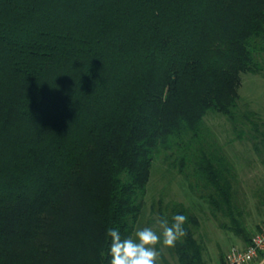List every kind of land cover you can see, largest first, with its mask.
<instances>
[{
	"label": "trees",
	"instance_id": "16d2710c",
	"mask_svg": "<svg viewBox=\"0 0 264 264\" xmlns=\"http://www.w3.org/2000/svg\"><path fill=\"white\" fill-rule=\"evenodd\" d=\"M247 73L264 75V0H0V264H108L107 229L142 224L159 161L249 246L261 226L206 121L261 151ZM152 212L185 215L169 249L208 264L197 213L162 199Z\"/></svg>",
	"mask_w": 264,
	"mask_h": 264
},
{
	"label": "rangeland",
	"instance_id": "374dc122",
	"mask_svg": "<svg viewBox=\"0 0 264 264\" xmlns=\"http://www.w3.org/2000/svg\"><path fill=\"white\" fill-rule=\"evenodd\" d=\"M238 93L241 96V104H246L248 108L258 112L264 123V75L243 74ZM242 110L245 108L243 107ZM206 121L215 131L220 143L225 145L229 156L237 166L240 179L239 199L246 203L249 227L255 229L256 225L264 220V203L262 202L264 199V147L261 145V151L257 152L248 140H236L231 124L223 116L210 115ZM262 130L264 131V128ZM167 169V166L161 165L160 161L156 163L148 185L145 215L142 224L138 227L154 226V222H152L156 219V214L152 212L154 202H158L160 199L164 201L165 205L182 202L200 217L201 226L197 231V238L205 245L204 257L208 264H216L219 256L225 254L224 259L231 247L244 248L243 243L232 233L219 227L208 204L190 191L188 183L182 175L178 174L176 170L168 171ZM263 227L264 224L261 229ZM159 248L160 263L165 259L171 264H179L177 256L169 248L162 246ZM248 264H264V256L259 254Z\"/></svg>",
	"mask_w": 264,
	"mask_h": 264
},
{
	"label": "clouds",
	"instance_id": "9594fccd",
	"mask_svg": "<svg viewBox=\"0 0 264 264\" xmlns=\"http://www.w3.org/2000/svg\"><path fill=\"white\" fill-rule=\"evenodd\" d=\"M187 219L183 214L174 215L171 222L167 217H157L153 227H138L123 238L118 228L107 229L106 235L110 238L108 264H159L158 245L172 248L182 241L187 236Z\"/></svg>",
	"mask_w": 264,
	"mask_h": 264
},
{
	"label": "built area",
	"instance_id": "2783aa9c",
	"mask_svg": "<svg viewBox=\"0 0 264 264\" xmlns=\"http://www.w3.org/2000/svg\"><path fill=\"white\" fill-rule=\"evenodd\" d=\"M263 250L264 227L253 236L251 243L246 248L231 247L220 264H248L257 258Z\"/></svg>",
	"mask_w": 264,
	"mask_h": 264
},
{
	"label": "crops",
	"instance_id": "0c3cea01",
	"mask_svg": "<svg viewBox=\"0 0 264 264\" xmlns=\"http://www.w3.org/2000/svg\"><path fill=\"white\" fill-rule=\"evenodd\" d=\"M263 224H264V220L263 221H261V223H259L258 225H260L261 227L263 226ZM229 249V248H228ZM225 255V254H224ZM223 255V256H224ZM223 256H219V258L217 259V261H216V264H219V262L223 259Z\"/></svg>",
	"mask_w": 264,
	"mask_h": 264
}]
</instances>
